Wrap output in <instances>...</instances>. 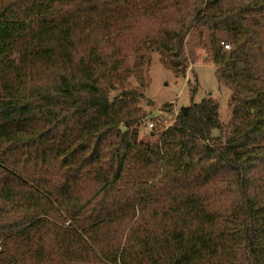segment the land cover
Listing matches in <instances>:
<instances>
[{
    "label": "trees",
    "instance_id": "obj_1",
    "mask_svg": "<svg viewBox=\"0 0 264 264\" xmlns=\"http://www.w3.org/2000/svg\"><path fill=\"white\" fill-rule=\"evenodd\" d=\"M139 18L158 22L146 66L157 52L182 76L185 45L204 52L227 127L204 98L139 140L142 95L109 98L129 72L119 27ZM0 264H264V0L2 6Z\"/></svg>",
    "mask_w": 264,
    "mask_h": 264
},
{
    "label": "rangeland",
    "instance_id": "obj_2",
    "mask_svg": "<svg viewBox=\"0 0 264 264\" xmlns=\"http://www.w3.org/2000/svg\"><path fill=\"white\" fill-rule=\"evenodd\" d=\"M10 1L12 0H0V8ZM157 23L155 18H139L129 28L119 27L116 43L120 56L125 58L123 63H128L129 72H123L127 78L122 85L110 88V100L119 96L122 89H133L142 95L138 107L145 112L146 117L144 124L140 125L138 137L146 143L158 139L157 136H150L148 122H152L161 131L173 123L182 107L197 104L204 98H211L218 104L220 124L227 127L231 119V92L218 84L215 67L211 62H206L203 51L195 50V61L191 63L189 47L185 45L184 54L188 67L182 76H176L166 69L157 52H150L149 66H146L147 54L141 44L155 32ZM185 42L187 44L189 38ZM212 136H219V131H212ZM230 200L231 198L225 200V203L228 204Z\"/></svg>",
    "mask_w": 264,
    "mask_h": 264
},
{
    "label": "built area",
    "instance_id": "obj_3",
    "mask_svg": "<svg viewBox=\"0 0 264 264\" xmlns=\"http://www.w3.org/2000/svg\"><path fill=\"white\" fill-rule=\"evenodd\" d=\"M229 47L227 45H224V49H228ZM147 127L149 130H152L154 128V124L152 122L147 123Z\"/></svg>",
    "mask_w": 264,
    "mask_h": 264
},
{
    "label": "water",
    "instance_id": "obj_4",
    "mask_svg": "<svg viewBox=\"0 0 264 264\" xmlns=\"http://www.w3.org/2000/svg\"><path fill=\"white\" fill-rule=\"evenodd\" d=\"M120 129H121V131H125V128L124 127L120 128Z\"/></svg>",
    "mask_w": 264,
    "mask_h": 264
}]
</instances>
